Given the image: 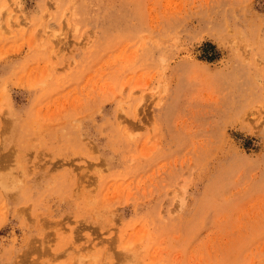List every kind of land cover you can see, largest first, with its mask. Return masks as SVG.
<instances>
[{
    "label": "rangeland",
    "instance_id": "rangeland-1",
    "mask_svg": "<svg viewBox=\"0 0 264 264\" xmlns=\"http://www.w3.org/2000/svg\"><path fill=\"white\" fill-rule=\"evenodd\" d=\"M0 264H264V0H0Z\"/></svg>",
    "mask_w": 264,
    "mask_h": 264
}]
</instances>
